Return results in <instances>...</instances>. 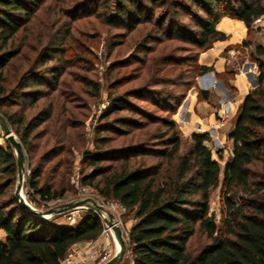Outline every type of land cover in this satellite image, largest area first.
Wrapping results in <instances>:
<instances>
[{"label": "trees", "instance_id": "16d2710c", "mask_svg": "<svg viewBox=\"0 0 264 264\" xmlns=\"http://www.w3.org/2000/svg\"><path fill=\"white\" fill-rule=\"evenodd\" d=\"M159 0H115L116 9L106 19L122 23L129 29L154 20L155 31L170 38L190 43V72L195 75L213 70L200 64L202 52L217 40L227 38L217 28L225 16L243 21L248 30L264 17V0H171L173 10L159 15L153 13ZM41 0H0V112L7 118L23 146H28L33 124L47 121L52 105L41 109L26 121L24 114L4 110L20 100L38 96L44 87L58 77V65L48 62L56 56L65 62L60 46H52L47 55L39 56L19 77L17 86H6L5 70L22 51L14 45L18 32L26 28ZM109 0H88L90 10ZM93 8V9H92ZM178 8L191 15L194 26H184L174 12ZM70 12V10H66ZM87 12V10H85ZM122 40V39H119ZM248 41L241 45L247 46ZM259 85L252 89L239 107L229 132L233 140L232 155L227 160L222 183L223 208L220 221L210 212L212 189L220 184L221 167L207 141L208 133L191 135L192 144L182 152V137L172 114L183 98L177 86L183 81L162 79L149 89H137L131 94L154 104L167 115L138 107L129 94L109 95L104 109L105 119L98 131L115 130L131 134L135 128L146 132L128 143L108 146L110 137L100 136L92 150L83 151V162L92 169L84 174L82 184L94 185L98 194L107 200L122 203L132 214L134 222L128 231V256L133 264H264V45L255 46ZM59 61L57 63L59 64ZM218 76L227 77L232 72ZM190 82V81H188ZM194 83V82H193ZM227 85H231L227 81ZM170 86V88H168ZM200 98L210 99L208 90H199ZM121 110L132 113L110 115ZM140 114L139 119L135 117ZM150 124H158L153 130ZM164 128V129H163ZM108 161V162H105ZM18 176L17 155L6 139L0 144V264H61L74 244L96 240L102 232L98 214L86 209L75 223L59 224L57 216L43 218L26 208L15 196ZM41 169H32L28 177L35 195L48 199L64 197L67 188L51 189L39 184ZM242 194L237 197V193ZM197 231L206 241L190 250V240Z\"/></svg>", "mask_w": 264, "mask_h": 264}, {"label": "rangeland", "instance_id": "374dc122", "mask_svg": "<svg viewBox=\"0 0 264 264\" xmlns=\"http://www.w3.org/2000/svg\"><path fill=\"white\" fill-rule=\"evenodd\" d=\"M87 1L41 0L26 28L20 30L15 37L14 45H20L21 54L13 59L5 70L6 86L13 88L17 86L21 74L35 64L39 56L47 55L52 46H60L64 52L63 58L66 59L63 63L59 61V56H56L48 62L49 65H58L59 78L44 87L45 90L41 94L3 107L9 112L17 111L19 115L24 114L26 121L41 109L49 105L53 107L47 121L33 124L28 146H23L25 151L23 195L34 207L42 210L52 205H48L46 199L40 195H35L30 186L28 177L36 167L41 169V177L38 180L40 185L51 189L62 187L68 189L64 197H57L63 198L59 204L86 197H92L105 205L114 201L98 194L94 185L81 183L82 176L92 169L90 164L83 162V151L92 150L99 143L100 136L110 137L108 146H120L128 143L132 135L136 134V139L143 137L140 133L146 132V128L143 130L135 128L129 135L115 130L98 131V127L105 120L102 114L110 103L109 95L129 94V100L138 107L152 110L156 115H167L165 110L157 109L150 100L144 98L148 91L141 93L140 96L130 94L134 90L150 87L167 89L162 85L156 86V83L162 79L177 81L183 76V81L176 87L179 93H184L183 98L172 117L176 120L182 137V152H187L192 144L191 135L183 130L180 121L183 122L191 97H195V92L199 93L201 88L199 78L204 73L195 75L193 70L190 72L191 60L183 58L190 52V43L177 37L170 38L157 34L154 20H145L142 25L131 29L122 23L114 24L106 20L116 9L115 0H109L108 6L100 5L96 11L90 10L88 4L83 5ZM170 9L173 10L171 0H159L153 13L154 19L157 18L156 13H159V17L165 12H170ZM174 12L179 16V21L185 22L184 26L191 28L194 26L193 18L183 9L178 8ZM244 41H248L249 44L247 46L240 44L237 47L242 48L241 51L256 62L258 67L255 46L264 45V17L254 22L253 29L248 30ZM130 113H132L130 110H121L110 115L108 119ZM134 115L139 119L140 114L134 112ZM234 119L235 116L225 128H219L221 135L208 132L210 139L207 143L222 171L220 184L212 189L210 197V212L216 215L218 222L222 215L225 192L222 183L223 170L232 155L233 140L229 138V132L233 128ZM157 125L150 124V128L155 130ZM214 126L215 123L212 128ZM198 128L200 127H196ZM17 138L19 139L18 135ZM5 140L6 137L0 128V144L5 145ZM241 194L238 192L237 197ZM60 216L63 217L61 222L69 223L64 214ZM122 220L127 229L131 222H134L132 214L128 211L123 213ZM205 241V234L197 231L189 242L190 250L193 251ZM110 245L114 246L115 255L118 248L115 247L113 239L101 238L93 241L90 252L96 248L103 251ZM73 251L76 249L71 248L70 252ZM128 253L127 251L121 264H125ZM97 257L93 258L90 264H100L99 256Z\"/></svg>", "mask_w": 264, "mask_h": 264}, {"label": "crops", "instance_id": "0c3cea01", "mask_svg": "<svg viewBox=\"0 0 264 264\" xmlns=\"http://www.w3.org/2000/svg\"><path fill=\"white\" fill-rule=\"evenodd\" d=\"M217 28L226 33L227 38L214 42L213 46L202 52L198 59L200 64L213 67V70L207 71L212 72L213 82L210 76L204 78V83L199 78L200 90H208L210 99L199 98L198 92H195V97H191V103L184 113L183 122L180 121L183 125V130L190 135L208 132L221 135V127L220 129L216 127V122L222 116L223 109L221 105L224 104L230 111L232 122L233 116H236L246 95L259 84L256 62L247 57L241 51L242 48L237 47L247 38L248 28L246 24L241 20L225 16L217 23ZM228 72L233 73L229 78L217 75ZM227 81L231 85L230 88L226 84ZM214 123L215 126L212 128ZM226 126H223V128ZM196 127L200 128L196 129ZM62 219L63 217L60 216L56 218L55 222L68 224L61 222ZM4 236V231L0 229V239L4 238ZM93 241H97V239ZM93 241L76 243L72 249H76V252L80 253H91ZM129 260L128 256L125 263H128Z\"/></svg>", "mask_w": 264, "mask_h": 264}, {"label": "water", "instance_id": "95a60500", "mask_svg": "<svg viewBox=\"0 0 264 264\" xmlns=\"http://www.w3.org/2000/svg\"><path fill=\"white\" fill-rule=\"evenodd\" d=\"M212 72H205L202 76H200V80L202 83L206 76H210L212 82L214 81V77L212 76ZM204 85V84H203ZM0 128L2 134L6 137V139L13 146L15 153L17 155V165H18V176L17 183L15 187V196L20 201L21 205L29 210L30 212L41 216V217H54L60 216L68 211H71L75 208L83 207L92 210L98 215L103 216L105 222L112 227L115 239L118 242L119 248L117 253L112 256L107 261L102 264H121L124 261L126 252L128 250L127 241L124 237L123 230L120 225L116 224L114 221V213L110 211H106V215L104 211L106 210L104 205L98 203V201L92 197H86L83 199H77L68 201L65 203H61L58 206L50 207L46 210H42L31 205L22 194V187L24 183L25 177V151L22 142L17 138V135L13 131L10 126L7 118L0 112ZM127 262V260H126ZM127 264V263H125Z\"/></svg>", "mask_w": 264, "mask_h": 264}, {"label": "built area", "instance_id": "2783aa9c", "mask_svg": "<svg viewBox=\"0 0 264 264\" xmlns=\"http://www.w3.org/2000/svg\"><path fill=\"white\" fill-rule=\"evenodd\" d=\"M259 20H261V18H258L255 22H257ZM221 108L223 109L222 116L216 122V127H219V128L225 126L226 124L230 123V121H231L230 111L226 108V106L224 104L221 105ZM22 189H23V187H22ZM22 194H23V191H22ZM62 200H63V198L48 199V200H46V203L48 205H52L50 207H54V206H58L59 203L62 202ZM103 205L107 211L114 213V221L116 224L121 226V228L123 230L124 237L127 241L128 231H129L130 227H129V229H127L126 225L124 224V221L122 220L123 213L125 211H127L126 207L122 203L117 202V201H112L111 203H109V205L108 204H106V205L103 204ZM84 209L86 210L87 208H83V207L75 208L71 211L64 213V217L69 223H75L79 219H81L82 213L84 212L83 211ZM106 210L104 211L105 215H106ZM98 216L100 217L103 226H102V232H101L100 236L97 238V240H99L101 238L113 239L114 243H115V247L118 248V243H117V240L115 239L112 227L109 226L105 222L103 216H101V215H98ZM100 251L101 250L99 248H96L91 253H80V252H76V251L69 252L67 254V256L62 260L61 264H90V261L97 256H99V263L102 264L103 262L107 261L112 256H114V246L113 245L106 247V249L101 251V253L97 254ZM127 264H133L132 260L130 259Z\"/></svg>", "mask_w": 264, "mask_h": 264}, {"label": "bare ground", "instance_id": "6f19581e", "mask_svg": "<svg viewBox=\"0 0 264 264\" xmlns=\"http://www.w3.org/2000/svg\"><path fill=\"white\" fill-rule=\"evenodd\" d=\"M118 243V242H117ZM118 248H119V245H118Z\"/></svg>", "mask_w": 264, "mask_h": 264}]
</instances>
